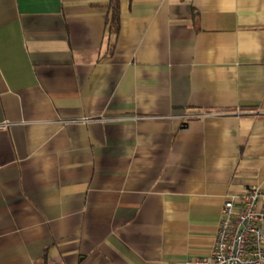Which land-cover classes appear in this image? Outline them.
Masks as SVG:
<instances>
[{"label": "crops", "instance_id": "0c3cea01", "mask_svg": "<svg viewBox=\"0 0 264 264\" xmlns=\"http://www.w3.org/2000/svg\"><path fill=\"white\" fill-rule=\"evenodd\" d=\"M109 1L0 0V264H178L264 211V0H117L115 34Z\"/></svg>", "mask_w": 264, "mask_h": 264}, {"label": "built area", "instance_id": "2783aa9c", "mask_svg": "<svg viewBox=\"0 0 264 264\" xmlns=\"http://www.w3.org/2000/svg\"><path fill=\"white\" fill-rule=\"evenodd\" d=\"M261 191L245 187L238 197L225 199L207 257L178 264H264V211L258 209Z\"/></svg>", "mask_w": 264, "mask_h": 264}, {"label": "trees", "instance_id": "16d2710c", "mask_svg": "<svg viewBox=\"0 0 264 264\" xmlns=\"http://www.w3.org/2000/svg\"><path fill=\"white\" fill-rule=\"evenodd\" d=\"M110 16L107 21V29L110 34H115L119 26V9L117 0H110L109 3Z\"/></svg>", "mask_w": 264, "mask_h": 264}]
</instances>
